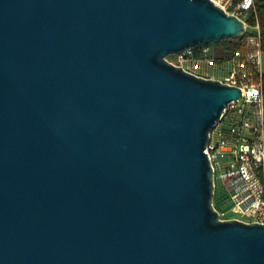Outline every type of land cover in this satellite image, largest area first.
Here are the masks:
<instances>
[{
    "label": "water",
    "instance_id": "1",
    "mask_svg": "<svg viewBox=\"0 0 264 264\" xmlns=\"http://www.w3.org/2000/svg\"><path fill=\"white\" fill-rule=\"evenodd\" d=\"M244 31L211 0H0V264H264L204 152L241 90L165 59Z\"/></svg>",
    "mask_w": 264,
    "mask_h": 264
},
{
    "label": "built area",
    "instance_id": "2",
    "mask_svg": "<svg viewBox=\"0 0 264 264\" xmlns=\"http://www.w3.org/2000/svg\"><path fill=\"white\" fill-rule=\"evenodd\" d=\"M226 13L241 19L246 28H254L256 34L249 35L251 53L244 66L243 73L236 69L235 58H229L232 69L221 82L238 86L241 95L228 102L219 119L208 133L204 152L207 153L212 168L213 185H219L225 194L227 208L217 210L222 219H238L244 222L264 223V95L261 79L250 81L245 72L259 65L261 46L257 22L253 26L247 23V15L254 10V0H211ZM177 61L172 63L194 75L200 62L211 66L215 63L206 43L187 46L173 53ZM217 64V60H216Z\"/></svg>",
    "mask_w": 264,
    "mask_h": 264
},
{
    "label": "rangeland",
    "instance_id": "3",
    "mask_svg": "<svg viewBox=\"0 0 264 264\" xmlns=\"http://www.w3.org/2000/svg\"><path fill=\"white\" fill-rule=\"evenodd\" d=\"M250 31H252V33H248V34H240L237 37H229V38H223L225 39V42H231L235 39H237V47L230 53L228 58H224V59H220L217 58L215 56L214 53V49H215V44L217 42H210L208 43V46L210 48L211 51V55L214 56L215 58V63L211 66H207L206 63L200 62L198 64V68L196 70L197 73L202 74L203 76L209 78V79H217V78H222L224 75H226L228 73V71L230 69H232V65L230 63L227 62V60L229 58H235V61L237 62V64L235 65L236 69L239 70V72L243 73L245 67L244 66H240L238 65V63H242V64H246L247 59H249V55H250V43H248V41H246L247 36L249 35H254L256 34V31L254 28H250ZM165 59L168 62H172L175 63L177 61L176 55L175 54H168ZM216 60H217V64H216ZM264 74V51L261 52L260 54V60H259V65H257V63H255L252 67H251V71L250 72H245L244 74V81L246 80V76L249 78L250 81H256L258 79H261V84H262V75ZM247 81V80H246ZM212 204L214 206V203L212 201ZM215 207V206H214ZM216 208V207H215ZM217 210H224L222 208H216ZM225 215H221L219 218L222 219L224 218Z\"/></svg>",
    "mask_w": 264,
    "mask_h": 264
},
{
    "label": "trees",
    "instance_id": "4",
    "mask_svg": "<svg viewBox=\"0 0 264 264\" xmlns=\"http://www.w3.org/2000/svg\"><path fill=\"white\" fill-rule=\"evenodd\" d=\"M246 20L249 26H253L257 22L261 51H264V0H254V10L249 12ZM248 33H252V31H250V28L247 27L244 34ZM237 44V39L227 43L225 42V39L219 40L215 44V56L220 59L228 58L230 53L237 47ZM262 92L264 95V74L262 75ZM212 201L216 208H227V202L225 200L223 189L217 184L213 190Z\"/></svg>",
    "mask_w": 264,
    "mask_h": 264
},
{
    "label": "crops",
    "instance_id": "5",
    "mask_svg": "<svg viewBox=\"0 0 264 264\" xmlns=\"http://www.w3.org/2000/svg\"><path fill=\"white\" fill-rule=\"evenodd\" d=\"M262 52V51H261Z\"/></svg>",
    "mask_w": 264,
    "mask_h": 264
}]
</instances>
